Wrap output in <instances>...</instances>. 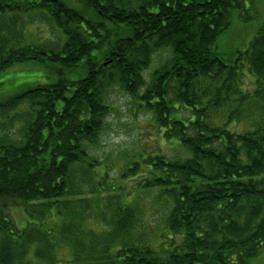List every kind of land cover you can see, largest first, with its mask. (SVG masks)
I'll return each instance as SVG.
<instances>
[{
  "label": "trees",
  "instance_id": "16d2710c",
  "mask_svg": "<svg viewBox=\"0 0 264 264\" xmlns=\"http://www.w3.org/2000/svg\"><path fill=\"white\" fill-rule=\"evenodd\" d=\"M255 1L0 0V72L51 74L0 100V264H252L264 23L234 60L216 43ZM117 93L157 143L120 168L101 151Z\"/></svg>",
  "mask_w": 264,
  "mask_h": 264
},
{
  "label": "rangeland",
  "instance_id": "374dc122",
  "mask_svg": "<svg viewBox=\"0 0 264 264\" xmlns=\"http://www.w3.org/2000/svg\"><path fill=\"white\" fill-rule=\"evenodd\" d=\"M63 1L72 8L80 6L77 0ZM247 16L251 17L252 20L244 22L240 13L234 11L230 28L219 37L216 49L225 60H234L237 51L244 50L249 45L253 36L264 23V0H256L254 4L247 3ZM29 66L32 68H28ZM38 66V64L33 63L31 65L19 64L0 72V100L11 96L18 90L25 89L30 84L50 82L51 74L47 71L49 67ZM156 66L157 60L154 63V67ZM115 100L117 111L113 117L111 128L103 141L101 151L104 154L110 152L113 167L120 168L123 161L127 160L131 154L139 151L140 148L152 151L157 146V143L154 135L152 134V137L149 135V128L143 125L142 121L146 120L147 116L139 115L140 122L135 123L132 121L133 115L129 110L130 105L127 98L123 94L117 93ZM137 115L138 113L135 114V116ZM128 186L131 187V182L128 183ZM157 191V189H152L145 192L149 193L148 195H143L142 204L145 205L149 212L148 214L152 213V211L158 212V208H152L154 204L152 197L155 196ZM150 218L155 217L150 215ZM157 225L160 226L156 221L153 226L156 228ZM252 264H264V247L259 255L252 260Z\"/></svg>",
  "mask_w": 264,
  "mask_h": 264
}]
</instances>
